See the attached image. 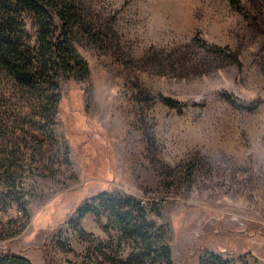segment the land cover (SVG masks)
<instances>
[{"label": "rangeland", "instance_id": "rangeland-1", "mask_svg": "<svg viewBox=\"0 0 264 264\" xmlns=\"http://www.w3.org/2000/svg\"><path fill=\"white\" fill-rule=\"evenodd\" d=\"M76 1L79 82L59 109L0 83V253L264 264V0Z\"/></svg>", "mask_w": 264, "mask_h": 264}, {"label": "trees", "instance_id": "trees-1", "mask_svg": "<svg viewBox=\"0 0 264 264\" xmlns=\"http://www.w3.org/2000/svg\"><path fill=\"white\" fill-rule=\"evenodd\" d=\"M228 1L235 7L242 6L241 0ZM84 22L85 15L76 0H0V83H6L8 74L7 80L16 84L17 95L27 94L39 102L46 94L56 93L57 99L51 106L58 110L64 99V87L79 82L77 72L81 63L73 36L76 29L86 27ZM30 25L36 29L34 36L27 31ZM84 30L91 36V31ZM11 100L7 93H1L0 103L4 107L14 101ZM162 103L177 110L186 106L165 96ZM10 117L8 114L4 119ZM115 210L116 207L114 213ZM127 218L123 227L127 223L133 232L127 226L124 233L143 238L144 228L132 226ZM155 253L172 263L170 249L161 246ZM22 263L15 255L0 253V264Z\"/></svg>", "mask_w": 264, "mask_h": 264}]
</instances>
